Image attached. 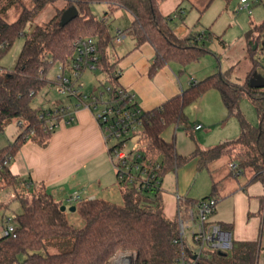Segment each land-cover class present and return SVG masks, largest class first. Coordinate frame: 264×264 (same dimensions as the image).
<instances>
[{"label": "trees", "instance_id": "1", "mask_svg": "<svg viewBox=\"0 0 264 264\" xmlns=\"http://www.w3.org/2000/svg\"><path fill=\"white\" fill-rule=\"evenodd\" d=\"M14 1L0 0V59L17 38L23 37L24 42L15 67L8 71L0 66V133L12 120L22 125H18L21 131L14 143L0 149V189L14 191L11 202L0 203L1 223L13 201H17L21 211L12 215L14 232L0 235V264H108L118 253H131L133 264H176L180 255V247L174 243L178 238L177 222L164 215L161 189L138 192L128 186L122 187L120 205L99 198L87 200L78 208L84 226L77 229L68 222L65 211L60 210V202L29 179L12 174L9 166L3 163L9 159L10 165L17 150L27 140L44 146L53 133L46 131V112L53 108L33 107L31 102L53 84L46 77L52 66L68 68L73 63L76 40L92 38L96 42L97 72L104 76V83L110 85L112 94L120 85L117 62L110 52L114 40L111 26L106 13L103 19L93 14V4L105 3L111 13L121 9L131 14L132 20L126 30L137 45L149 43L156 52L152 71L169 62L185 66L197 61L207 52L205 41L213 35L188 29L184 36H177L171 26L173 17L163 15L156 0L65 1V7L56 10L48 22L26 32L27 25L39 12L57 0H26L30 8L23 6L17 19L9 23L2 13ZM16 1L21 4L24 0ZM222 1L229 3L231 0ZM70 6L77 8L78 16L61 25L62 14ZM180 11L178 15L182 17ZM253 29L264 31V24ZM254 42L257 44V40ZM252 55L253 50L249 49L251 59ZM209 90H216L228 115L238 119L240 135L207 148L196 144L190 155L181 156L177 154L174 142L166 141L162 134L169 127H183L187 131L185 108ZM244 96L256 105L258 125L255 127L247 123L237 110L239 100ZM143 119L140 145L145 147L148 156L160 162L161 181L168 171H174L193 159H197V171L211 173V164L226 156L239 166V174L231 171L232 175L237 177L249 171L252 181L264 184V93L251 88L248 81L244 85L232 82L230 71L192 83L181 94L144 111ZM212 187L214 193L217 183L213 182ZM221 227L230 229L223 224ZM48 247L65 250L47 253ZM43 250L44 255L41 254ZM258 255V241L232 240L229 251H209L197 264H257Z\"/></svg>", "mask_w": 264, "mask_h": 264}, {"label": "crops", "instance_id": "2", "mask_svg": "<svg viewBox=\"0 0 264 264\" xmlns=\"http://www.w3.org/2000/svg\"><path fill=\"white\" fill-rule=\"evenodd\" d=\"M161 13L166 15L162 11ZM171 26L179 37L184 36L189 29L183 23H173ZM124 39L126 41V38ZM110 50L120 72L119 84L136 94L137 103L143 111L160 106L168 99L181 94L192 83L200 81L190 64L184 66L177 62H169L152 71L156 57L154 48L149 43L137 45L133 37L131 41L122 45L121 49L114 51L111 47ZM212 91L216 90L205 92L197 102L190 105L197 113V120L189 134L186 130L179 134L184 142L188 136L192 142L183 148L176 142L177 154L190 155L196 145L194 137H198L202 145H205L201 140L204 128L202 123L217 124L222 120L224 104L219 93L216 91L219 96L217 98ZM206 101L213 103L215 112L212 119H207L203 115ZM75 104L76 100L73 98L69 106ZM40 106L48 107L43 103ZM197 125L201 128L196 130ZM206 132H210V129ZM231 163H228L226 172L215 182L217 187L214 193L213 179L208 171L203 170L210 177L211 190L209 194L204 192L199 197L190 193L192 181L196 174L201 172L197 171V159L188 161L174 171H168L167 173L174 174L172 179L168 178L165 181L166 173L161 181L163 212L168 219H175L177 210L175 194L181 195L185 201H196L214 194L213 197L218 199V203L212 220L220 225L229 226L230 229L225 230L230 233L233 241H258L260 255L263 248L261 232L264 225V184L252 181L251 176L239 180L231 174L229 167ZM9 168L12 174L34 182L62 205L66 203L67 197L76 191L83 201L99 198L109 202L107 199L116 196L117 192L121 195L99 125L93 113L84 108L74 112L70 124L61 122L44 146L27 140L15 153ZM228 177L232 179L228 180ZM7 193H11V198ZM12 198L14 191L11 188L0 192L1 204L11 202Z\"/></svg>", "mask_w": 264, "mask_h": 264}, {"label": "rangeland", "instance_id": "3", "mask_svg": "<svg viewBox=\"0 0 264 264\" xmlns=\"http://www.w3.org/2000/svg\"><path fill=\"white\" fill-rule=\"evenodd\" d=\"M14 1V0H13ZM156 0L159 9L166 15H171L173 17L171 24L183 23L190 30L197 32H210L214 36L211 39L205 41L204 49L207 52L201 56L197 61L190 64L192 70L196 74L198 80H202L207 76L224 73L230 71V79L232 82L244 85L246 81H250L254 86H259L257 88L260 92L264 93V31L262 29L254 30L255 26L264 24V0H246L247 8L240 9V0H231L229 3H225L222 0ZM3 3V2H2ZM66 3L63 0H57L51 4L45 6L39 14L27 25L25 31L28 32L34 26L44 25L48 22L56 10H61L65 7ZM23 6L30 8V3L24 0L21 4L18 1H14L13 4L7 7L2 13L5 20L9 23L15 21L20 14ZM179 9L184 11L179 18ZM93 14L99 18L103 19L105 13L107 14V22L111 26V33L113 36L116 34V30L120 28L125 32V39L121 42H116L113 40L112 50H118L122 48V45L131 41V34L126 30V26L132 20L131 14L125 10H116L111 13L107 4L98 3L92 5ZM177 16V17H176ZM222 41L219 42L218 41ZM257 40L256 42H254ZM24 42L23 37L17 38L8 51L0 59V66L8 71H11L16 64L18 55L21 51ZM251 42H254L251 44ZM256 45V48L253 47ZM249 49L253 50V60L249 56ZM58 75L57 66L54 65L48 71L46 77L50 81H54ZM102 82L104 84V76L98 72H90L89 70H84L80 75L77 85L81 86V92L84 95H90L92 93H99L102 88ZM215 97H219L216 91H212ZM210 95V94H209ZM73 102V98L67 95H61L56 92L54 84H52L46 92L39 93L31 102L33 107H39L41 103L45 106L55 108L61 106L70 105ZM207 102V101H206ZM212 104V105H211ZM203 110V115L207 119H212L214 116L215 109L213 107L212 101L206 103ZM237 110L243 116L245 121L251 126L255 127L258 125V114L256 110L255 103L248 97L244 96L239 100ZM222 120L217 124L202 123L204 128L202 129V145L198 137H194L196 144L200 147L205 148L217 145L224 141H230L236 139L240 135V125L239 121L235 116H229L225 106L222 107ZM185 114L187 116V133L192 131V126L197 120V113L192 110V106H188L185 109ZM210 129V132H206ZM185 131L182 127H169L167 128L162 137L168 141H173L174 144L177 142L182 145V148L187 146L191 138L188 136L186 142L180 137V132ZM21 129L18 127V121L12 120L7 123L4 127L2 133H0V149L14 143L16 137L20 133ZM183 131V132H184ZM131 146V145H130ZM202 147V148H204ZM231 161L229 157H222L217 161L213 162L210 167V175L213 182H216L221 174L226 172V167ZM11 163V162H10ZM114 170V169H113ZM115 173V172H114ZM173 172L166 174L165 181L169 178L172 179ZM251 173L249 171L244 172L237 176L236 178L246 179L250 177ZM231 180L232 177H228ZM190 193L196 194L199 197L200 194L207 192L210 193L211 182L210 177L205 171L198 172L196 177L190 185ZM11 198V193H7ZM181 196V195H180ZM13 200V198H12ZM107 200L114 204H122V197L119 192L116 196L110 197ZM66 207L65 215L68 222L75 228L79 229L84 226L83 220L78 214V205H70L68 203H63ZM75 206L76 211L71 212L69 208ZM9 211H7V217L12 218L13 213H19L21 211L17 201H13L10 205ZM12 225L13 223L10 222ZM3 224L0 221V235L2 232ZM188 241L189 233L187 231ZM261 244L262 252L259 255L257 264H264V225L261 232ZM65 250L64 248H52L48 247L47 253H58ZM226 252L229 249L225 250ZM41 254H45V251H41ZM23 259V256L20 257ZM133 255L131 253H118L116 254L108 264H133Z\"/></svg>", "mask_w": 264, "mask_h": 264}, {"label": "built area", "instance_id": "4", "mask_svg": "<svg viewBox=\"0 0 264 264\" xmlns=\"http://www.w3.org/2000/svg\"><path fill=\"white\" fill-rule=\"evenodd\" d=\"M63 1L76 3L78 0ZM245 8L247 1L240 0V9ZM124 38L125 32L117 29L114 40L121 42ZM74 46L76 54L73 63L68 68L57 65L58 75L53 84L58 94L73 97L76 104L55 107L52 111L46 112V131L54 132L61 122L70 124L74 112L80 108L90 110L102 133L118 187L128 186L138 192L160 189V162L148 156L145 147L140 145L144 111L137 103L136 94L121 85L112 94L108 83H104L97 94H82L77 81L84 70L97 72L98 50L92 38L78 39ZM18 125L21 126L22 123L18 122ZM200 128V125L195 127L196 130ZM3 164L8 167L9 159ZM229 167L232 173L239 174V166L236 163H231ZM6 189L1 188L0 192ZM175 199L178 238L174 243L180 247L176 264H197L209 251L231 249L230 233L212 220L218 199L207 197L185 201L179 194H175ZM84 202L77 191L66 199V203L79 207ZM4 222L1 236L12 234L14 226L10 223L11 218L6 217Z\"/></svg>", "mask_w": 264, "mask_h": 264}, {"label": "water", "instance_id": "5", "mask_svg": "<svg viewBox=\"0 0 264 264\" xmlns=\"http://www.w3.org/2000/svg\"><path fill=\"white\" fill-rule=\"evenodd\" d=\"M77 16H78V10H77V8H76L75 6H70L69 8H67V9L63 12L62 17H61V22H60V23H61V25H64V24H66L67 22H69V21L75 19ZM253 48L255 49V48H256V45H255ZM248 84H249V86H250L251 88H259V86H254L252 83H250V81L248 82ZM60 210L64 212V211L66 210V207L62 205V206L60 207ZM69 211H71V212L76 211L75 206H71V207L69 208Z\"/></svg>", "mask_w": 264, "mask_h": 264}]
</instances>
